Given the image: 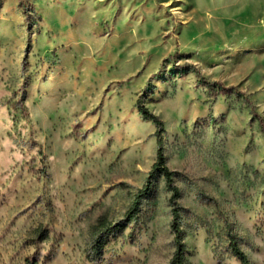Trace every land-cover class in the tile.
<instances>
[{
  "label": "rangeland",
  "instance_id": "rangeland-1",
  "mask_svg": "<svg viewBox=\"0 0 264 264\" xmlns=\"http://www.w3.org/2000/svg\"><path fill=\"white\" fill-rule=\"evenodd\" d=\"M139 98L186 264H264V0H0V264L169 263Z\"/></svg>",
  "mask_w": 264,
  "mask_h": 264
},
{
  "label": "trees",
  "instance_id": "trees-1",
  "mask_svg": "<svg viewBox=\"0 0 264 264\" xmlns=\"http://www.w3.org/2000/svg\"><path fill=\"white\" fill-rule=\"evenodd\" d=\"M137 104H138L139 110L141 111L142 115L145 118L152 120L156 124V127H157L156 139H157V144H158V150H157V159L152 166L147 182L136 193L135 197L137 198V200L135 201V203H139L142 200V198L150 192L151 185H152L151 184L152 178L155 177V174L162 173L166 178L167 186L172 191V200H173L172 229L174 231L175 241H176V249L168 264H186V261H185L186 244L184 242V234H183L184 232H183V229L181 226V220H180L181 207L177 202V199L180 196V190H179V187L174 182L175 171H173L166 165V156L164 154L163 146H162L163 139H164V132H165L164 121L157 114L149 110V108L145 105L142 98H139L137 100ZM252 113L254 117L259 120L260 126L264 132L263 117L259 113H257L255 110H253ZM134 208L135 207H133V209ZM227 225H228L230 243L232 244V248H233L235 255L238 257L241 264H250L247 254L238 246L239 236L232 233L231 231L232 227L230 223H227ZM105 226H106L105 220L103 218H100V221L97 227L101 229H108V230L107 231L101 230L98 232V236L96 237L95 242L93 243V247L95 251L97 250L99 252L102 249L103 243L109 233H112V231L114 230L116 231V230L121 229L120 227H117L116 225H115L116 228L114 230L112 229L115 226H112V225H109L108 227H105Z\"/></svg>",
  "mask_w": 264,
  "mask_h": 264
}]
</instances>
